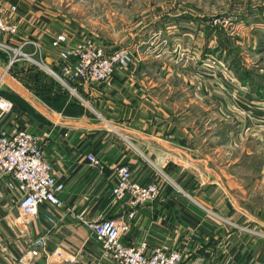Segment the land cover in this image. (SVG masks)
Wrapping results in <instances>:
<instances>
[{
    "label": "crops",
    "instance_id": "obj_1",
    "mask_svg": "<svg viewBox=\"0 0 264 264\" xmlns=\"http://www.w3.org/2000/svg\"><path fill=\"white\" fill-rule=\"evenodd\" d=\"M33 1L0 0V8L16 3L24 18L19 34L11 39L14 45L34 40L48 58L52 35L66 32L74 42L90 38L110 52L129 49L134 60L109 82L79 88L87 112L79 117L63 115L40 98L17 95L22 102H13L14 123L42 140L45 158L65 190L62 205L53 212L54 225L44 210L26 224L0 176L4 264H113L81 217L126 222V244L181 250L185 259L201 264H264V237L253 233H264V207L251 217L245 182L251 174L243 170L256 153L264 160V50L256 55L258 65L246 59L239 66L245 82L232 67L241 85L249 88L252 116L231 91L215 88L201 76L188 80L173 75L164 62L158 65L136 54L125 41L93 36L95 40L73 22L56 23ZM0 39L6 38L0 34ZM177 81L193 89L190 103L201 113L199 126L187 116L191 104L171 98ZM91 154L101 161L100 167L87 159ZM119 165H127L142 184L160 182V198L136 209L115 202L111 191ZM243 226L253 234L242 231ZM40 237L46 240L49 256L20 263Z\"/></svg>",
    "mask_w": 264,
    "mask_h": 264
},
{
    "label": "built area",
    "instance_id": "obj_2",
    "mask_svg": "<svg viewBox=\"0 0 264 264\" xmlns=\"http://www.w3.org/2000/svg\"><path fill=\"white\" fill-rule=\"evenodd\" d=\"M23 19L17 5L0 8V34L6 38L0 39V52L8 57L7 70L23 59L31 61L80 100L83 98L78 93L79 88L109 82L117 71L128 70L134 60L129 49L110 52L90 38L74 42L66 32L52 35L49 45L52 57L46 58L42 46L34 40L26 39L19 45L11 43V39L19 34ZM27 46L33 47L32 53L23 51ZM36 55L40 56V61L34 59ZM47 59L53 63L49 65ZM201 67L212 70L207 79L215 88L231 91V96L246 113L255 114L248 86L241 85L236 72L227 62L209 56L202 61ZM3 82L4 75L0 77V91ZM16 113L15 104L0 93V176L5 180L6 189L14 196L26 224L39 218L44 210L50 214L47 221L54 225L53 212L62 205L60 196L65 184L55 176L53 165L45 158L42 140L27 127L14 123ZM87 159L92 165L101 166V161L94 155H88ZM114 171L117 179L111 195L115 202H123L136 209L160 198V182H138L127 165H119ZM80 222L95 236L103 255L113 264H201L198 259H185L181 250L150 248L146 243L139 246L126 244L122 240L129 230L126 222L121 223L114 218L95 220L83 217ZM240 229L252 233L247 228ZM253 233L264 237L263 232ZM62 254L57 250L58 258H62ZM41 256H49L46 240L42 237L33 242L20 263ZM0 264H4L1 249Z\"/></svg>",
    "mask_w": 264,
    "mask_h": 264
},
{
    "label": "rangeland",
    "instance_id": "obj_3",
    "mask_svg": "<svg viewBox=\"0 0 264 264\" xmlns=\"http://www.w3.org/2000/svg\"><path fill=\"white\" fill-rule=\"evenodd\" d=\"M33 2L40 6L41 13L51 16L56 23L72 26L73 22L87 35L91 34V37L98 40L107 38L111 41H125L136 54L149 56L150 59L157 60L158 65L164 62L173 75L179 73L188 80L195 75L207 79L212 70H205L201 65L209 56L225 61L230 66L237 61L238 67L243 61L247 63L246 59H251L250 62L258 65L260 59L256 55L264 50V0ZM32 5L40 10L34 3ZM151 44L159 48H153ZM23 51L32 53L33 47L27 46ZM34 59L40 61V56L36 55ZM7 68L8 57L0 52V77L4 75L0 93L7 99L10 97V101L18 98L19 94L38 98L34 94L35 90L26 85L31 84L26 78L30 74L47 75L53 81L46 70L26 59L8 70ZM42 81L45 82V79ZM172 85L175 88L172 90V100L191 104L193 89L185 88L178 81ZM78 93L81 95L80 90ZM190 110L191 114L187 115L189 121L199 126L198 118L201 113L197 105L192 103ZM197 113L200 116L197 117ZM249 161L243 170L251 174L245 182L249 186L247 193L252 207L248 212L252 217L264 207V160L256 153Z\"/></svg>",
    "mask_w": 264,
    "mask_h": 264
},
{
    "label": "trees",
    "instance_id": "obj_4",
    "mask_svg": "<svg viewBox=\"0 0 264 264\" xmlns=\"http://www.w3.org/2000/svg\"><path fill=\"white\" fill-rule=\"evenodd\" d=\"M237 64L238 62L234 61L232 62L231 66L239 74L240 79L245 82L243 75L239 71V66L237 67ZM26 78L27 81L31 82L32 84L28 85V83H26V85L29 88L35 90L34 94L53 110L61 112L63 115L70 117H79L87 113L80 101L77 98L71 96L70 92L64 89L54 78V82L49 80L47 75L34 76L33 74H30ZM43 78L45 79V82L42 81ZM12 101L17 103L22 102L18 98H12Z\"/></svg>",
    "mask_w": 264,
    "mask_h": 264
},
{
    "label": "water",
    "instance_id": "obj_5",
    "mask_svg": "<svg viewBox=\"0 0 264 264\" xmlns=\"http://www.w3.org/2000/svg\"><path fill=\"white\" fill-rule=\"evenodd\" d=\"M52 63H53V62H52L51 60H50V61L48 60V64H49V65H51Z\"/></svg>",
    "mask_w": 264,
    "mask_h": 264
}]
</instances>
